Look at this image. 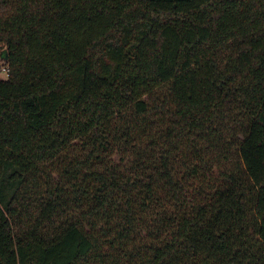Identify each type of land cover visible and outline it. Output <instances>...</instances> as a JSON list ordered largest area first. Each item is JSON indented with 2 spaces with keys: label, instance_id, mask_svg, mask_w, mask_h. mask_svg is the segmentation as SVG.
<instances>
[{
  "label": "trees",
  "instance_id": "1",
  "mask_svg": "<svg viewBox=\"0 0 264 264\" xmlns=\"http://www.w3.org/2000/svg\"><path fill=\"white\" fill-rule=\"evenodd\" d=\"M0 44V264H264V0H0Z\"/></svg>",
  "mask_w": 264,
  "mask_h": 264
},
{
  "label": "built area",
  "instance_id": "2",
  "mask_svg": "<svg viewBox=\"0 0 264 264\" xmlns=\"http://www.w3.org/2000/svg\"><path fill=\"white\" fill-rule=\"evenodd\" d=\"M0 71L4 74H6L7 72V65H5L4 63L0 62Z\"/></svg>",
  "mask_w": 264,
  "mask_h": 264
},
{
  "label": "rangeland",
  "instance_id": "3",
  "mask_svg": "<svg viewBox=\"0 0 264 264\" xmlns=\"http://www.w3.org/2000/svg\"><path fill=\"white\" fill-rule=\"evenodd\" d=\"M2 47H3V45H2V44H0V50H1V48H2ZM1 77H2V78H4V76H3V75H2Z\"/></svg>",
  "mask_w": 264,
  "mask_h": 264
}]
</instances>
